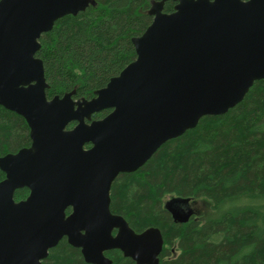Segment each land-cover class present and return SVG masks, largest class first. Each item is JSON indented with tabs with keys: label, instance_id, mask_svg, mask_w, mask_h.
<instances>
[{
	"label": "water",
	"instance_id": "water-1",
	"mask_svg": "<svg viewBox=\"0 0 264 264\" xmlns=\"http://www.w3.org/2000/svg\"><path fill=\"white\" fill-rule=\"evenodd\" d=\"M168 1L176 5L165 14ZM90 5L95 1L0 0V106L25 120L31 140L0 158V264H41L63 238L88 264H111L103 255L109 250L159 264L160 231L136 234L113 215L112 183L202 118L226 114L264 80V0H161L148 11L152 23L131 40L135 60L106 87L90 100H74L73 92L48 100L38 41ZM104 110L111 112L91 120ZM21 188L30 195L16 203ZM169 210L178 223L191 216Z\"/></svg>",
	"mask_w": 264,
	"mask_h": 264
},
{
	"label": "trees",
	"instance_id": "trees-1",
	"mask_svg": "<svg viewBox=\"0 0 264 264\" xmlns=\"http://www.w3.org/2000/svg\"><path fill=\"white\" fill-rule=\"evenodd\" d=\"M93 1L95 6L84 12L56 21L38 41L36 58L43 63L48 100L71 92L74 100H90L106 87L135 60L131 40L152 23L148 11L152 2L161 0ZM174 6L166 2L163 13H172ZM108 113L94 114L92 119ZM29 144L25 120L0 106V157ZM24 195L23 190L16 192L18 199ZM261 196L264 80L255 82L226 114L202 118L195 129L162 145L139 170L119 175L111 185L110 212L136 233L160 231L159 264H264V211L241 208L221 213L237 200ZM198 202L212 214L175 222L170 206L179 209ZM109 255L114 264H133L116 251ZM42 264L85 262L79 250L63 240Z\"/></svg>",
	"mask_w": 264,
	"mask_h": 264
},
{
	"label": "flooded vegetation",
	"instance_id": "flooded-vegetation-1",
	"mask_svg": "<svg viewBox=\"0 0 264 264\" xmlns=\"http://www.w3.org/2000/svg\"><path fill=\"white\" fill-rule=\"evenodd\" d=\"M242 1H244V0H242ZM246 1H248V0H246ZM169 2V1H168ZM166 3V2H165ZM164 3V4H165ZM175 5H176V3H175ZM164 7V6H163ZM174 11V10H173ZM153 18V17H152ZM104 111H109V113L111 112L110 110H104ZM103 112V111H102ZM101 113V112H100ZM108 113V114H109ZM107 114V115H108ZM106 115V116H107ZM93 116V115H92ZM103 119V118H102ZM91 120H93L92 118H91ZM99 120V119H98ZM101 120V119H100ZM95 121H97V120H95ZM26 123V122H25ZM71 124H75V123H71ZM70 124V125H71ZM26 125H27V123H26ZM69 125V126H70ZM76 125V124H75ZM68 126V127H69ZM27 127H28V125H27ZM67 127V130H70V129H72V128H68ZM28 130H29V139H30V129L28 128ZM31 146V140H30V144H29V146L28 147H24V148H22V149H27V148H29ZM90 148V145H87V146H85V149H89ZM21 150V149H20ZM20 150H18V151H20ZM17 151V152H18ZM17 152H15V153H8V154H16ZM8 154H6V155H8ZM6 155H4V156H6ZM4 156H1V157H4ZM0 157V158H1ZM0 172L2 173V175H3V177L0 179V182L1 181H3L5 178H6V175H5V173H3L1 170H0ZM121 175V174H120ZM119 176V175H118ZM113 184V183H112ZM21 190H23L24 192H26V195H24V197H22L21 199L19 198H16V192H18V191H21ZM111 190V189H110ZM29 195H30V190L28 189V188H21V189H16L15 191H14V194H13V200H14V202H16V203H19V202H23V201H25L28 197H29ZM110 195V194H109ZM177 209H178V207H177ZM179 209H184L185 211H191V217H195L196 218V214H195V212H194V210L192 209V207L190 206V207H184V208H182V207H179ZM71 213V208H68L67 210H66V216H68L69 214ZM190 217V218H191ZM192 218V219H193ZM136 233V232H135ZM140 233H142V232H140ZM140 233H136V234H140ZM116 234V231L114 230L113 231V235H115ZM63 240H65L66 242H67V240H66V238H63V239H61L59 242H58V244L61 242V241H63ZM57 244V245H58ZM68 244V243H67ZM57 245L55 246V247H57ZM69 245V244H68ZM70 246V245H69ZM54 247V248H55ZM70 247H72V248H74L73 246H70ZM54 248H52V249H54ZM52 249H50V250H52ZM74 249H77V250H79V252H80V254H81V250L80 249H78V248H74ZM49 250V251H50ZM163 250V249H162ZM49 251H48V253H49ZM118 252L119 254H121L122 256H123V254L119 251V250H109V251H105V252H103V255H104V257L105 258H107L108 260H110L111 261V264H114V260L112 259V257L109 255V253L110 252ZM162 253V252H161ZM170 254L171 255H174V250H172L171 252H170ZM161 255V254H160ZM160 255H159V257H160ZM81 256H82V254H81ZM48 257V256H47ZM46 257V258H47ZM124 257V256H123ZM45 258V259H46ZM125 258V257H124ZM44 259V260H45ZM82 259H83V261H84V258H83V256H82ZM126 259H129L133 264H136V262H134V261H132L130 258H126ZM44 260H42L41 261V264H42V262L44 261ZM85 262V261H84ZM85 264H88V263H86L85 262Z\"/></svg>",
	"mask_w": 264,
	"mask_h": 264
},
{
	"label": "rangeland",
	"instance_id": "rangeland-1",
	"mask_svg": "<svg viewBox=\"0 0 264 264\" xmlns=\"http://www.w3.org/2000/svg\"><path fill=\"white\" fill-rule=\"evenodd\" d=\"M194 210L197 218L200 219V215H203L205 217H208L212 214V212L208 209V206L204 204L203 202H198L195 205L191 206ZM241 208H253L255 210L264 211V196H261L259 198L255 199H249V198H242L240 200H237L231 204H228L224 206L221 210V213L228 210H235V209H241Z\"/></svg>",
	"mask_w": 264,
	"mask_h": 264
}]
</instances>
